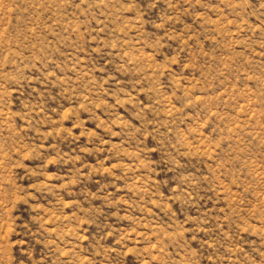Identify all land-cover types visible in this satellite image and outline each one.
I'll use <instances>...</instances> for the list:
<instances>
[{
  "label": "rangeland",
  "instance_id": "1",
  "mask_svg": "<svg viewBox=\"0 0 264 264\" xmlns=\"http://www.w3.org/2000/svg\"><path fill=\"white\" fill-rule=\"evenodd\" d=\"M0 264H264V0H0Z\"/></svg>",
  "mask_w": 264,
  "mask_h": 264
}]
</instances>
